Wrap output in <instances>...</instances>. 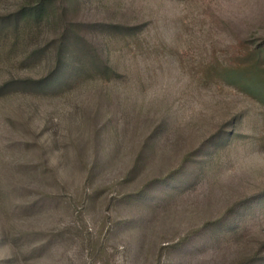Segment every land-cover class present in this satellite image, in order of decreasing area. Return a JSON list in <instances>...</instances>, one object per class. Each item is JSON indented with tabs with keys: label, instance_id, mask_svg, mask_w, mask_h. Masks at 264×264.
<instances>
[{
	"label": "rangeland",
	"instance_id": "374dc122",
	"mask_svg": "<svg viewBox=\"0 0 264 264\" xmlns=\"http://www.w3.org/2000/svg\"><path fill=\"white\" fill-rule=\"evenodd\" d=\"M54 1L37 36L0 29V85L73 21L99 58L0 94V264H264V106L205 72L264 39V0Z\"/></svg>",
	"mask_w": 264,
	"mask_h": 264
},
{
	"label": "trees",
	"instance_id": "16d2710c",
	"mask_svg": "<svg viewBox=\"0 0 264 264\" xmlns=\"http://www.w3.org/2000/svg\"><path fill=\"white\" fill-rule=\"evenodd\" d=\"M54 2V0H35L32 3H25L0 18V29L4 31L12 28L17 33L29 30L37 36ZM80 26L81 23L75 21L63 26L57 38L54 65L46 74L39 77L20 76L9 79L0 85V94L14 90L56 93L67 89L82 69L87 68L88 59L83 62L82 55H88L90 61L99 58L96 47L90 45L89 41L80 34ZM131 31L127 27L122 32ZM90 42L93 43L91 40ZM233 48L226 60L206 65L207 77L223 80L237 87L264 106V39L258 44H250L242 40ZM44 50L47 49L36 48L33 54L43 53ZM70 53L73 54V59L68 58ZM104 67L108 70L111 65L105 64Z\"/></svg>",
	"mask_w": 264,
	"mask_h": 264
}]
</instances>
